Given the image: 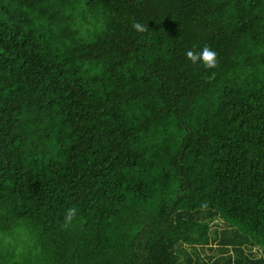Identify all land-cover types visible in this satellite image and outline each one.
Segmentation results:
<instances>
[{
    "label": "trees",
    "instance_id": "trees-1",
    "mask_svg": "<svg viewBox=\"0 0 264 264\" xmlns=\"http://www.w3.org/2000/svg\"><path fill=\"white\" fill-rule=\"evenodd\" d=\"M0 264H264V0H0Z\"/></svg>",
    "mask_w": 264,
    "mask_h": 264
},
{
    "label": "clouds",
    "instance_id": "clouds-1",
    "mask_svg": "<svg viewBox=\"0 0 264 264\" xmlns=\"http://www.w3.org/2000/svg\"><path fill=\"white\" fill-rule=\"evenodd\" d=\"M133 27L139 31H144L145 29L140 23H135ZM187 58L193 63L201 62L206 68H215L216 63V53L212 51L208 46H205L201 52L195 53L192 50L186 52ZM76 215V209L72 208L67 211L66 221L70 223Z\"/></svg>",
    "mask_w": 264,
    "mask_h": 264
},
{
    "label": "rangeland",
    "instance_id": "rangeland-1",
    "mask_svg": "<svg viewBox=\"0 0 264 264\" xmlns=\"http://www.w3.org/2000/svg\"><path fill=\"white\" fill-rule=\"evenodd\" d=\"M208 250L206 249L203 253H206Z\"/></svg>",
    "mask_w": 264,
    "mask_h": 264
}]
</instances>
